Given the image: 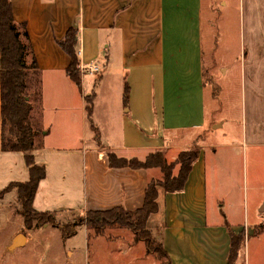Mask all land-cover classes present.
Masks as SVG:
<instances>
[{
    "label": "crops",
    "instance_id": "0c3cea01",
    "mask_svg": "<svg viewBox=\"0 0 264 264\" xmlns=\"http://www.w3.org/2000/svg\"><path fill=\"white\" fill-rule=\"evenodd\" d=\"M12 4L19 30L28 33L22 39L32 47L27 60L36 58L43 84L66 86L72 98L81 91L83 128L89 119L85 89L95 93L91 118L99 141L92 134L80 148L36 144L35 159L45 165L47 175L34 207L80 216L116 207L135 211L144 205L149 182L162 179L163 172L159 167H111L108 152L143 161L162 151L171 162L181 151L197 148L185 188L179 192L158 188V210L149 216L147 228L155 231L167 252V264H248L251 240L261 248L263 243L256 242L264 237L262 218L255 214L251 219L248 207L241 212L244 196H250L258 213L264 214V182L257 185L262 187L257 197L254 192L249 195L242 168L246 158V164L251 161L252 168L264 170V17L251 20L243 38L242 65L254 107L248 112L246 102L241 130L231 128L221 139L216 129L226 120L220 123L207 108L203 0H12ZM71 27L79 29L82 90L68 76L70 56L59 44ZM89 63H99L101 74L83 73ZM43 104L45 112L48 107ZM44 130L49 136L52 128L46 123ZM28 178L25 154L2 150L0 77V190ZM12 193L16 195V191L7 195ZM231 234L244 236L232 262ZM136 242L126 246L132 250ZM147 251L146 255L152 253ZM258 254L263 262L262 252Z\"/></svg>",
    "mask_w": 264,
    "mask_h": 264
},
{
    "label": "rangeland",
    "instance_id": "374dc122",
    "mask_svg": "<svg viewBox=\"0 0 264 264\" xmlns=\"http://www.w3.org/2000/svg\"><path fill=\"white\" fill-rule=\"evenodd\" d=\"M224 1L226 5L220 4V0H203V52L207 108L209 114L219 118L220 123L226 120L223 127L216 129L221 139L224 137L222 134L231 128L235 131L241 130L243 115L245 117L246 113V102L249 104L248 112L254 107L251 103L252 96L248 91L250 84L247 80L249 79L248 76L246 79L244 64L242 65L246 49L243 38L244 34H247L246 30L250 21L260 15L264 17L263 0ZM73 87H75L74 84ZM91 90L87 87L86 95H91ZM30 93L32 95L31 121L33 127L38 130L35 142L39 146L80 148L84 141L90 140L92 134L97 135L92 128V118L88 119L83 128L81 91L78 97L72 98L70 89L66 86L44 85L40 76V97L35 98L34 89H31ZM68 101L71 102V108L68 106ZM43 102L48 107L45 112ZM58 105L61 108L56 109L54 106ZM46 123L52 128L49 136L44 133ZM252 166L251 161L246 164V158H244L242 168L247 181L246 189L249 195L254 192V196L257 197L255 193L262 192V187L257 185L264 182V170L261 167L254 169ZM247 207L251 219L256 214L264 222L262 217L264 214L258 213L256 202L250 196H244L241 206L242 215ZM82 217L79 213L66 211L56 214L55 225L46 224L27 229L19 213L16 195L6 194L0 198V264H167L162 254L152 252L146 255L145 242L143 240H136V242L134 232L128 228L109 227L97 234L95 230L82 225L77 227L78 233L75 236L65 237L62 226L73 225ZM148 232L156 244L160 243L155 231L148 230ZM20 233L25 234V244L10 250L9 246ZM254 241L251 240L246 262L264 264V237L256 242L263 243L261 248H257ZM135 242L134 249H128L126 245H132ZM258 251L262 252L263 262Z\"/></svg>",
    "mask_w": 264,
    "mask_h": 264
},
{
    "label": "trees",
    "instance_id": "16d2710c",
    "mask_svg": "<svg viewBox=\"0 0 264 264\" xmlns=\"http://www.w3.org/2000/svg\"><path fill=\"white\" fill-rule=\"evenodd\" d=\"M22 35L28 38V33L21 32L13 15L12 0H0V77H1V113H2V150L20 151L25 154V161L29 169V178L26 181H13L0 190V198H3L11 190H16V199L19 204V213L23 218L27 229L55 225V211H39L34 207V200L40 183L46 178L45 165L37 163L34 156L36 146L35 129L31 121L32 104L30 93L34 89L35 98L40 93V69L36 58L29 63L27 56L31 50V44L22 39ZM79 29L71 27L65 38L59 41L60 46L70 56V64L67 74L72 81L82 90V74L80 59L77 51ZM129 87L125 85L124 99L127 103ZM95 93L85 96L86 110L89 118L93 112ZM93 125V124H92ZM96 137L99 140V131L93 125ZM199 150L191 148L181 151L174 161L168 162L162 151H155L143 161L132 158L118 157L112 151L108 152L111 167H130L134 169H146L159 167L163 172L162 179H153L149 182L144 205L135 210L128 211L123 207L107 210H90L80 221L73 225L62 226L65 237L77 234V227L86 225L97 234L109 227L128 228L135 234V240H143L149 252L162 254L168 258L161 243L156 244L152 240L147 228V220L152 213L157 212L158 188L166 192H179L185 188L189 172L193 162L198 157ZM243 235L231 234L232 247L230 260H234L242 246Z\"/></svg>",
    "mask_w": 264,
    "mask_h": 264
},
{
    "label": "built area",
    "instance_id": "2783aa9c",
    "mask_svg": "<svg viewBox=\"0 0 264 264\" xmlns=\"http://www.w3.org/2000/svg\"><path fill=\"white\" fill-rule=\"evenodd\" d=\"M103 67L99 63H89L82 67V72L87 74H100Z\"/></svg>",
    "mask_w": 264,
    "mask_h": 264
},
{
    "label": "water",
    "instance_id": "95a60500",
    "mask_svg": "<svg viewBox=\"0 0 264 264\" xmlns=\"http://www.w3.org/2000/svg\"><path fill=\"white\" fill-rule=\"evenodd\" d=\"M24 244H25V234L20 233L14 238L12 244L9 246V249L13 250L15 248H18L19 246L24 245Z\"/></svg>",
    "mask_w": 264,
    "mask_h": 264
}]
</instances>
